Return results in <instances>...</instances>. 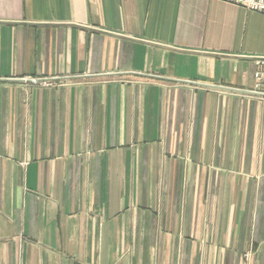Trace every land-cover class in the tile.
Returning a JSON list of instances; mask_svg holds the SVG:
<instances>
[{
  "label": "crops",
  "instance_id": "0c3cea01",
  "mask_svg": "<svg viewBox=\"0 0 264 264\" xmlns=\"http://www.w3.org/2000/svg\"><path fill=\"white\" fill-rule=\"evenodd\" d=\"M260 58L223 0H0V264H264Z\"/></svg>",
  "mask_w": 264,
  "mask_h": 264
},
{
  "label": "built area",
  "instance_id": "2783aa9c",
  "mask_svg": "<svg viewBox=\"0 0 264 264\" xmlns=\"http://www.w3.org/2000/svg\"><path fill=\"white\" fill-rule=\"evenodd\" d=\"M228 3H233L237 6L243 7L248 11L264 14V0H223ZM258 66L255 72V86L250 91L251 93L264 98V58L256 61Z\"/></svg>",
  "mask_w": 264,
  "mask_h": 264
},
{
  "label": "rangeland",
  "instance_id": "374dc122",
  "mask_svg": "<svg viewBox=\"0 0 264 264\" xmlns=\"http://www.w3.org/2000/svg\"><path fill=\"white\" fill-rule=\"evenodd\" d=\"M251 90H252V89H251ZM251 90H250V91H251ZM250 91H249V93H250L251 95H255V94L251 93ZM255 96H258V95H255ZM258 97H260V96H258ZM260 98L264 99L263 97H260Z\"/></svg>",
  "mask_w": 264,
  "mask_h": 264
}]
</instances>
